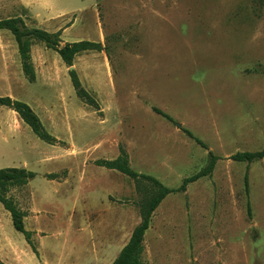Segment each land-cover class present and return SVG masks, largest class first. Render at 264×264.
I'll return each instance as SVG.
<instances>
[{
  "label": "rangeland",
  "instance_id": "1",
  "mask_svg": "<svg viewBox=\"0 0 264 264\" xmlns=\"http://www.w3.org/2000/svg\"><path fill=\"white\" fill-rule=\"evenodd\" d=\"M71 3L87 11L67 18L85 19L92 28L98 21L96 9L100 12L118 107L117 113H108L107 127L109 132L120 130L116 138L131 168L176 190L208 165L209 152L219 158L211 176L189 184L185 193H171L160 204L145 235L143 260L264 264V159L252 164L229 159L264 148V0ZM101 132L96 127L90 143ZM62 135L72 139L66 131ZM119 145L102 146V153L92 156L116 159ZM9 164L0 163L2 169ZM29 164V171H39L37 163ZM89 165L86 182L88 176L93 181L84 192H74L80 189L76 185L55 194L56 188L40 176L27 189L26 206L33 193L39 214L27 215L24 223L27 231H38L32 232V241L41 264H95L96 245L102 250L98 264H112L140 223L135 206L140 198L132 179L93 161ZM73 179L78 181L77 170ZM85 224L87 229L79 231Z\"/></svg>",
  "mask_w": 264,
  "mask_h": 264
},
{
  "label": "crops",
  "instance_id": "2",
  "mask_svg": "<svg viewBox=\"0 0 264 264\" xmlns=\"http://www.w3.org/2000/svg\"><path fill=\"white\" fill-rule=\"evenodd\" d=\"M71 2L72 0H0V19L21 18L29 27L50 33L60 31L62 45L88 40L101 43L107 48L99 10L96 9V27L92 28L85 19L80 23L77 18L72 21L67 18L76 11L81 14L87 11L86 6L74 8ZM91 33L96 35V38H91ZM30 54L36 75L33 83H30L23 73L14 36L8 30H0V83L4 89L0 97H10L29 105L40 118L44 128L62 143L50 145L39 139L18 113L0 106V163H12L9 164L12 166H4L5 168H25L29 171V161L32 160L39 167V171L34 172L36 177L40 176L46 180L47 185H53L56 188L55 194L61 193L64 188L74 190L76 185H79L80 189L74 192H84L86 188L90 189L93 181V178L88 176V183L86 182L89 164L98 160L93 158V152L102 153V146L118 148L119 145L116 135L120 130L109 132L107 127L110 120L108 113L111 110L118 112L117 93L112 84L113 72L107 50L82 53L76 56L71 68L66 66L58 52L48 49L43 43H34ZM71 69L76 71L82 86L99 102L101 115L77 97L69 75ZM105 101L109 103L107 107ZM96 127L101 128L102 132L90 143V136ZM63 131L71 135L72 139L64 138ZM76 135L79 142L74 138ZM1 167L3 166L0 165V169ZM76 170L78 181L75 183L73 178ZM63 171L67 174L59 180L46 178V175L60 174ZM35 178L25 187L11 192L28 216L39 214L33 207V193L26 206V199L29 197L27 189L31 188ZM86 209L89 210L90 207L87 206ZM75 215L73 208L72 223H75ZM87 215L84 217L86 222L89 219ZM26 219L27 217L24 220ZM12 226L14 228L11 214L0 203V263L41 264L26 238L23 239L14 233ZM85 226L80 227L79 231H85L87 224ZM99 249L100 245H96L93 251L95 264H98L102 255V250ZM39 254L42 258L40 250ZM45 264L49 262L45 260Z\"/></svg>",
  "mask_w": 264,
  "mask_h": 264
},
{
  "label": "trees",
  "instance_id": "3",
  "mask_svg": "<svg viewBox=\"0 0 264 264\" xmlns=\"http://www.w3.org/2000/svg\"><path fill=\"white\" fill-rule=\"evenodd\" d=\"M262 2L263 0H259ZM0 30H8L14 36L21 58L22 69L25 77L30 83L36 80L34 67L31 60V47L34 43H43L48 49H52L60 55L68 68L73 66L76 56L89 52H102L106 48L101 43L83 40L75 43H65L62 45L61 32L50 33L46 30L29 27L21 18L0 19ZM264 72V69H261ZM69 75L75 89L77 97L88 107L97 111L101 115V107L94 95L90 94L81 84L79 77L74 69L69 71ZM0 106L8 107L14 110L20 118L32 129L34 134L41 140L50 145L62 143L52 136L44 128L40 118L32 110V108L24 102L14 100L10 97H0ZM154 111L164 118L172 121L171 117L163 113L159 109ZM185 133L197 144L207 149L200 139L196 138L192 132L184 130ZM119 156L113 160L98 159L93 162L94 165L106 168L108 170L117 171L132 179L135 191L139 196V200L135 202V206L139 210L140 223L134 228L127 244L122 248L117 258L112 264H147L142 256L145 251V235L151 225V220L168 195L174 192L185 193L187 186L202 177L212 175L216 163L219 160L212 152H209V163L197 174L185 178L183 184L178 189H170L163 185L159 180L152 176L137 173L130 166V161L126 150L119 145ZM234 161L246 162L252 164L256 161L264 159V148L258 152H239L229 157ZM66 172L62 174H49L46 178L50 180L60 179L66 176ZM37 175L25 168H4L0 170V203L11 214L12 222L16 231L22 233L27 242L31 245L33 251L38 254L36 247L32 241V232L25 228L24 219L27 212L24 211L11 195L12 190L25 187L29 181ZM246 186L248 191V177L246 176ZM249 214L251 210L249 208ZM2 264V263H0Z\"/></svg>",
  "mask_w": 264,
  "mask_h": 264
}]
</instances>
